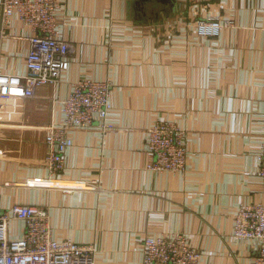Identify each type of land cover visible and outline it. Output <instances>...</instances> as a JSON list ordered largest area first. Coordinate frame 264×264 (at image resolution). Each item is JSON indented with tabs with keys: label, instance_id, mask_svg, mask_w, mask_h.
<instances>
[{
	"label": "crops",
	"instance_id": "1",
	"mask_svg": "<svg viewBox=\"0 0 264 264\" xmlns=\"http://www.w3.org/2000/svg\"><path fill=\"white\" fill-rule=\"evenodd\" d=\"M2 1L0 74L24 76L33 33L17 17L1 30ZM59 1L57 33L74 47L60 82L0 100V207L46 209L54 240L93 246L95 264H143L147 237L179 233L201 264H253L259 242L233 232L241 206L264 204V0ZM213 18L219 36L199 35ZM81 79L112 84L109 129L69 131L50 176L48 126ZM158 122L186 134L183 173L146 170ZM23 233L11 223V239Z\"/></svg>",
	"mask_w": 264,
	"mask_h": 264
},
{
	"label": "built area",
	"instance_id": "2",
	"mask_svg": "<svg viewBox=\"0 0 264 264\" xmlns=\"http://www.w3.org/2000/svg\"><path fill=\"white\" fill-rule=\"evenodd\" d=\"M1 30L17 17L33 33L26 59V74H0V100H30L37 89L56 86L68 68L67 59L74 47L59 38L57 16L62 10L59 0H3ZM199 35L216 38L223 26L217 18L198 21ZM110 82L81 79L74 83L69 97L60 102L64 114L61 124L48 126L46 168L50 176L61 174L64 154L72 146L68 137L73 129H89L98 124L108 130L111 109ZM146 170L154 173H183L187 166L186 134L173 123L158 122L149 130ZM259 176L264 186V146L260 155ZM93 191V187H84ZM24 224L20 239L10 238V225ZM238 241H257L259 250L253 264H264V204L240 207L234 225ZM96 250L90 245L53 238L50 216L46 209L16 205L0 207V264H95ZM200 254L191 248L184 234L147 237L143 246V264H201Z\"/></svg>",
	"mask_w": 264,
	"mask_h": 264
},
{
	"label": "rangeland",
	"instance_id": "3",
	"mask_svg": "<svg viewBox=\"0 0 264 264\" xmlns=\"http://www.w3.org/2000/svg\"><path fill=\"white\" fill-rule=\"evenodd\" d=\"M11 226V225H10Z\"/></svg>",
	"mask_w": 264,
	"mask_h": 264
}]
</instances>
